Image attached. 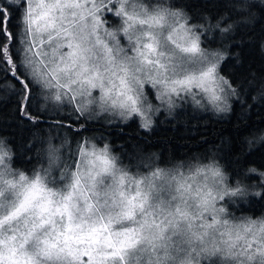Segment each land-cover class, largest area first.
I'll list each match as a JSON object with an SVG mask.
<instances>
[{
	"label": "clouds",
	"instance_id": "clouds-1",
	"mask_svg": "<svg viewBox=\"0 0 264 264\" xmlns=\"http://www.w3.org/2000/svg\"><path fill=\"white\" fill-rule=\"evenodd\" d=\"M223 2L230 11L213 19L180 0H7L43 110L105 128L135 120L149 136L178 112L227 119L247 103L223 68L243 62L229 37L255 26L264 0ZM251 75L260 104L264 78ZM243 139L246 151L264 147V129ZM9 140L0 135V264H264V209L247 210L264 203V168L234 173L222 145L165 159L45 128L29 138L37 157L25 168Z\"/></svg>",
	"mask_w": 264,
	"mask_h": 264
},
{
	"label": "trees",
	"instance_id": "trees-1",
	"mask_svg": "<svg viewBox=\"0 0 264 264\" xmlns=\"http://www.w3.org/2000/svg\"><path fill=\"white\" fill-rule=\"evenodd\" d=\"M180 2L189 9L194 18H199L202 12H210L215 19L222 12L230 11L226 9L223 0H180ZM0 7L7 10L6 16L0 13V44L9 48L18 65V75L13 77L11 66L0 61V135L10 138L9 142L17 152L15 161L17 165L25 168L33 166L37 157V145L28 147L29 138L34 135H43L45 128H53L60 134L71 135L74 142L84 136L103 134L111 136L113 144L122 142L129 151L132 144L142 145L145 151L161 149L165 159L169 154L173 158H179L193 152L207 153L210 146L222 145L224 159L234 173L239 174L248 164H256L264 168V147L257 148L255 151H246L243 139L246 135L255 134L264 129V100L260 104H253L252 94L257 89L249 87L253 72L257 85L261 78H264V55L260 53L259 47L260 41L264 40V8L254 6L260 15L254 27L241 25L235 37H229L230 40L243 42L242 47L234 43L232 49L239 50L243 62L237 66L236 62L230 59L223 68V72L231 77L234 84L244 85L242 91L247 97V103L245 105L235 103L233 113L227 119H214L210 115H194L190 109L187 112H178L176 122L167 121L161 124L158 120V127L149 136L144 133L137 134L135 120L123 128H105L100 122H88L76 118L71 110L54 113H49V109L43 110L40 107L41 101L37 87L33 85L26 73L21 72L22 67L19 64L20 46L17 24L19 13L16 8L8 6L1 0ZM3 30L12 36V40L5 39ZM215 44L216 41H213L212 45L215 46ZM20 80L29 83L31 93L30 106L23 110L26 114H22L20 107ZM29 116L32 118H28ZM194 122L197 125L195 135L192 134ZM81 126H83L82 131ZM261 209H264V203L254 200L251 208L247 210L258 212Z\"/></svg>",
	"mask_w": 264,
	"mask_h": 264
},
{
	"label": "snow or ice",
	"instance_id": "snow-or-ice-1",
	"mask_svg": "<svg viewBox=\"0 0 264 264\" xmlns=\"http://www.w3.org/2000/svg\"><path fill=\"white\" fill-rule=\"evenodd\" d=\"M0 13H2L4 16L7 15V10L0 7ZM4 31V35H5V39L10 41L12 40V36L10 34L7 33L6 30ZM0 61H3L4 63L8 64L11 66L10 70L12 72L13 77H17L18 73H17V68L18 65L15 62L14 59V54L10 53L9 48L6 45L0 44ZM21 76L23 75L22 73L20 74ZM21 84V89H20V107L22 110V114H26L23 112V110L30 106V102H31V93H30V89H29V83L24 82L23 80L19 81ZM28 118H32V117H28Z\"/></svg>",
	"mask_w": 264,
	"mask_h": 264
},
{
	"label": "rangeland",
	"instance_id": "rangeland-1",
	"mask_svg": "<svg viewBox=\"0 0 264 264\" xmlns=\"http://www.w3.org/2000/svg\"><path fill=\"white\" fill-rule=\"evenodd\" d=\"M3 3L7 4V0H1ZM16 10L18 11L19 15H20V10L18 8H16ZM17 50V49H16ZM21 72H24L23 69L21 68ZM25 73V72H24ZM56 111H59L57 108L53 107L51 109L48 110L49 113H54ZM57 132V131H56Z\"/></svg>",
	"mask_w": 264,
	"mask_h": 264
}]
</instances>
